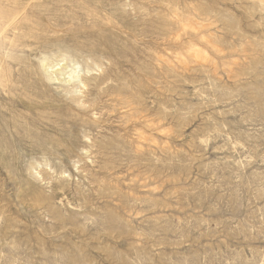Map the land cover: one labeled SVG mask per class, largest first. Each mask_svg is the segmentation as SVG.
I'll use <instances>...</instances> for the list:
<instances>
[{"label": "rangeland", "instance_id": "1", "mask_svg": "<svg viewBox=\"0 0 264 264\" xmlns=\"http://www.w3.org/2000/svg\"><path fill=\"white\" fill-rule=\"evenodd\" d=\"M0 264H264V0H0Z\"/></svg>", "mask_w": 264, "mask_h": 264}, {"label": "bare ground", "instance_id": "2", "mask_svg": "<svg viewBox=\"0 0 264 264\" xmlns=\"http://www.w3.org/2000/svg\"><path fill=\"white\" fill-rule=\"evenodd\" d=\"M59 65V66H58ZM58 66V67H56ZM62 66H65V63H54L52 64H47V68L53 73V74H60V75H67L68 77H63V80L68 82V83H75V82H79L80 84H82L83 86H86V83L84 82L83 78H82V70L80 69V66L76 63H73L72 68L68 71L67 68H69V66H65L64 68ZM56 67V68H55Z\"/></svg>", "mask_w": 264, "mask_h": 264}]
</instances>
